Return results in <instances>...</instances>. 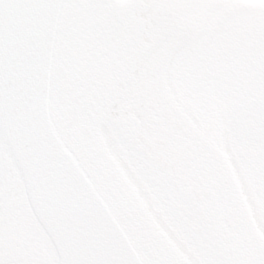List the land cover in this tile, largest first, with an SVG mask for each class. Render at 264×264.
Wrapping results in <instances>:
<instances>
[{
	"label": "snow or ice",
	"instance_id": "snow-or-ice-1",
	"mask_svg": "<svg viewBox=\"0 0 264 264\" xmlns=\"http://www.w3.org/2000/svg\"><path fill=\"white\" fill-rule=\"evenodd\" d=\"M0 264H264V0H0Z\"/></svg>",
	"mask_w": 264,
	"mask_h": 264
}]
</instances>
